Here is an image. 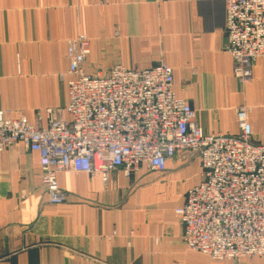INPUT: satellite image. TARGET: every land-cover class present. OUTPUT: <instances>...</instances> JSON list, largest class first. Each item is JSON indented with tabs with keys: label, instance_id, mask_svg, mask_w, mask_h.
Returning a JSON list of instances; mask_svg holds the SVG:
<instances>
[{
	"label": "crops",
	"instance_id": "1",
	"mask_svg": "<svg viewBox=\"0 0 264 264\" xmlns=\"http://www.w3.org/2000/svg\"><path fill=\"white\" fill-rule=\"evenodd\" d=\"M225 24L221 0H0V110L46 126L45 110L69 102L67 41L83 34L91 40L87 74L167 64L175 94L206 133L238 136L236 111L247 108L253 140L264 145V58L241 85ZM193 157L178 154L162 174L119 169L106 185L61 172L67 202L54 205L39 154L21 143L8 148L0 156V264H264L213 261L185 246L175 211L202 181Z\"/></svg>",
	"mask_w": 264,
	"mask_h": 264
},
{
	"label": "built area",
	"instance_id": "2",
	"mask_svg": "<svg viewBox=\"0 0 264 264\" xmlns=\"http://www.w3.org/2000/svg\"><path fill=\"white\" fill-rule=\"evenodd\" d=\"M221 1L225 50L244 86L264 58V0ZM90 52L83 34L67 41L69 102L45 110L46 126L0 110V156L18 143L37 152L49 203L62 205L61 172L100 177L106 185L116 170L126 177L142 167L162 174L169 160L191 153L200 159L202 181L175 211L185 246L213 261L264 258V145L253 140L249 109L236 111L238 136L206 133L196 111L175 94L169 65H115L89 75L84 65Z\"/></svg>",
	"mask_w": 264,
	"mask_h": 264
},
{
	"label": "rangeland",
	"instance_id": "3",
	"mask_svg": "<svg viewBox=\"0 0 264 264\" xmlns=\"http://www.w3.org/2000/svg\"><path fill=\"white\" fill-rule=\"evenodd\" d=\"M184 153H188V152H184ZM188 155L192 156V154H191V153H188ZM192 157H193V156H192ZM193 158H194V157H193ZM152 173H155V174H160V173H156V172H152ZM176 181H177V179H176ZM178 189H179V186H178V184H176V185H174V187H173V189H172V190L178 191Z\"/></svg>",
	"mask_w": 264,
	"mask_h": 264
}]
</instances>
